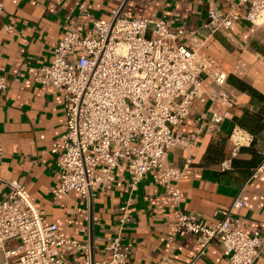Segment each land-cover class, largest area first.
Masks as SVG:
<instances>
[{"label":"crops","instance_id":"0c3cea01","mask_svg":"<svg viewBox=\"0 0 264 264\" xmlns=\"http://www.w3.org/2000/svg\"><path fill=\"white\" fill-rule=\"evenodd\" d=\"M236 0H0V74L9 83L0 92V200L8 194L4 183L17 181L26 186L31 201L46 214L47 224L80 243H90L96 263L109 258L106 238L112 234L126 204L132 221L124 232L130 247L128 264H158L167 257L176 264L191 262L197 238L176 235V215L183 212L202 224L213 226L220 212L231 207L241 193L246 207L236 211L238 228L246 235H264V173L251 178L264 158V21L258 25L236 23L217 33L201 51L209 67L223 72L227 84L219 88L210 78L205 87L210 95L196 105L188 119L174 129L183 137L195 136L192 151L173 149L167 164L184 170L178 183L181 201L172 197L174 184L165 185L149 173L130 196L126 168H118L107 189L97 191L90 207L75 192L55 199L59 186L56 157L51 149L60 141L66 120L61 93L36 81L38 68L49 65L64 32L75 28L88 35L95 21H106L120 10L126 19H165L172 31L194 32L208 20L215 8L228 11ZM86 5L90 18L81 15ZM12 27V33L6 28ZM188 45L190 36L180 39ZM246 86L254 93L243 91ZM223 93L225 100L213 98ZM211 109L226 115L217 135L208 132ZM247 115L260 116L263 129L256 134L235 122ZM250 142H243V139ZM241 147L233 157L234 145ZM191 164H188V161ZM232 164L222 169L225 161ZM17 247L16 242L7 245ZM0 255V260H2ZM76 261L79 255H69ZM197 264H229L217 246L211 247ZM255 264H264V251Z\"/></svg>","mask_w":264,"mask_h":264},{"label":"built area","instance_id":"2783aa9c","mask_svg":"<svg viewBox=\"0 0 264 264\" xmlns=\"http://www.w3.org/2000/svg\"><path fill=\"white\" fill-rule=\"evenodd\" d=\"M80 11L90 18L86 5ZM262 21L264 0H236L228 11L210 9L201 29L189 33L172 31L165 19H126L120 10L109 20L93 22L88 35L68 28L49 65L36 71V81L61 93L65 104V129L51 149L59 176L55 199L75 192L90 207L94 193L104 192L116 170L124 167L130 196L149 173H155L165 185H175L172 197L179 203L177 185L184 170L168 165L167 156L176 148L192 151L196 137H183L174 129L210 97L207 78L219 88L227 84L226 74L209 67L201 51L217 33L229 31L236 23ZM5 31L10 34L13 28ZM185 35L190 36L188 45L180 43ZM8 87L7 78L0 74V92ZM213 98L214 102L226 96L220 93ZM211 115L207 130L217 135L226 115L214 109ZM234 147L233 157L240 141ZM231 164L225 161L222 169ZM262 173L264 158L251 178ZM4 184L8 194L0 200V264H128L130 247L124 238L132 221L128 204L120 208L112 234L105 240L109 258L96 263L89 242L67 238L57 225L47 224L45 212L31 201L25 185ZM241 195L219 213L221 219L213 226L183 212L176 215L174 234H190L198 241L188 264H197L213 246L229 264H255L264 251V235L239 230L235 213L246 207ZM11 242L17 247L8 249ZM72 254L79 259H68ZM158 264L176 263L165 257Z\"/></svg>","mask_w":264,"mask_h":264},{"label":"trees","instance_id":"16d2710c","mask_svg":"<svg viewBox=\"0 0 264 264\" xmlns=\"http://www.w3.org/2000/svg\"><path fill=\"white\" fill-rule=\"evenodd\" d=\"M240 89L243 91L254 93L253 91H251V89L243 85L240 86ZM261 120L262 119L260 116L247 115L241 120L236 119L235 122L240 128L250 132L251 134H256L263 129Z\"/></svg>","mask_w":264,"mask_h":264}]
</instances>
